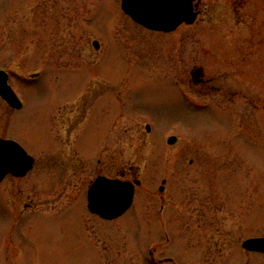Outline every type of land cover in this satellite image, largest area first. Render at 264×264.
<instances>
[{"label":"rangeland","instance_id":"374dc122","mask_svg":"<svg viewBox=\"0 0 264 264\" xmlns=\"http://www.w3.org/2000/svg\"><path fill=\"white\" fill-rule=\"evenodd\" d=\"M200 9L194 24L162 33L135 25L119 0H0V68L10 70L29 111L46 119L60 102L66 123L86 108L88 125L66 145L88 149L77 156L88 185L98 154L103 174L125 170L141 180L120 217L83 213L88 244L71 212L67 223L39 219L21 241L16 233L5 240V180L0 264H264V254L241 247L264 236V0H200ZM198 67L207 90L194 81ZM32 70L43 76L22 86ZM45 159L25 180L43 182L33 193L45 199L37 207L85 203L86 174L43 170ZM53 191L57 203L47 199Z\"/></svg>","mask_w":264,"mask_h":264},{"label":"flooded vegetation","instance_id":"af4514ba","mask_svg":"<svg viewBox=\"0 0 264 264\" xmlns=\"http://www.w3.org/2000/svg\"><path fill=\"white\" fill-rule=\"evenodd\" d=\"M181 26L182 25H180L179 27ZM4 70H6L8 73V83L14 90L17 98L15 97L14 101L11 103L5 101L0 96V138L12 140L20 144L26 155L29 156L31 159V166L23 175H15L13 173H8L0 181L1 185L5 180H7V182L4 184L5 190H7V192L3 194L8 218L7 229L5 231V240L9 242L14 241L13 234L16 233L17 235L15 237L20 238L21 241V238H24L28 233H31V231L36 230L34 228L37 227V221L39 219H54L57 221V223L60 220H63L67 223L69 213L71 212L72 220L78 226L77 231L81 233V235L86 241V244H88V229L84 223V220L86 218L83 213L86 210L88 212L87 190L92 180L99 175H104L110 178H120L123 180H134L139 177L136 174L129 176L127 174L130 173V171L125 172V170H120L115 176L103 174V168L107 165V163L104 159V156H102V154H98L97 157H95V162L96 164L101 165H98L99 173H97V175L91 181H89L88 185V166L86 165L87 163H83L84 161L82 158H77L78 155H80L81 157L84 155V158L85 154L86 156H88V149L86 148V146L84 148L81 142L79 143V147L83 151L69 149L66 145V142H69L70 140L77 141V139L79 138L78 131L82 133L85 127L88 125L87 109L85 108L80 121H78L77 117H75L70 118L69 122L67 120L66 123H64L60 120L61 103L56 102L49 111L48 117L46 119L41 118L38 114H35V112L29 111V108L24 101L22 92H19L12 84L13 81L11 79L12 75H10V70ZM56 71L58 74L60 73L59 69H56ZM42 76L43 73L40 70H32L29 73H25L22 76L23 80H21L22 86L33 80L35 81L41 78ZM193 78L195 83H198L203 89L207 90V86L209 85V79H205L202 70L193 72ZM180 82L184 83L185 81L184 79H182ZM180 87L183 90L185 89V87L183 86ZM209 89H216L215 91H219L222 89V87H214L213 85H211L209 86ZM115 96L119 97L118 95ZM68 113H71V110L70 112H66V114ZM42 128H45L46 132L44 138H42V136L35 137L33 132ZM28 144H30L31 146L29 147ZM40 158H46V166L43 167V170H46L51 166L56 169H59V167L63 165L65 169L69 168V171L72 172L75 176L86 174V176L84 177V182L82 183V185L87 184L84 194L85 203L80 200L79 204H67L64 208L61 209L58 207V209L53 208V210H51V213H46V211L41 207L38 208L37 205H39V202L43 204L45 199L35 201L33 193L36 185L39 186L43 182L37 181V178L36 180L30 182H25V180L32 171H35L36 168H42V165L39 161ZM163 180H165L166 182L165 178H163L162 181ZM60 184L61 183H59V185ZM65 186L66 184L63 183V188ZM137 187L138 185H136L135 187V195ZM164 190L165 188L161 191V193ZM1 193L2 190L0 188V194ZM59 195V191H53L52 195L47 199L48 201L51 200L52 203H57L59 200ZM166 200L167 199H165L163 195H160L161 204L159 206V212L163 213L164 207L167 204ZM133 204L134 200L130 207H132ZM54 207L56 206L54 205ZM34 208H36V211H34ZM27 210H29L30 212H27ZM33 211L36 213L32 214ZM162 213L157 212L154 216L160 219ZM18 222L21 225V228L19 227L20 229L17 228ZM15 251H18L16 246ZM152 254L153 252L150 251L149 258L151 260L153 259Z\"/></svg>","mask_w":264,"mask_h":264},{"label":"water","instance_id":"95a60500","mask_svg":"<svg viewBox=\"0 0 264 264\" xmlns=\"http://www.w3.org/2000/svg\"><path fill=\"white\" fill-rule=\"evenodd\" d=\"M194 0H121L122 10L135 22L152 30L172 31L179 24H192L198 15ZM95 48L98 43L93 42ZM0 95L8 102L14 101V93L7 84V74L0 70ZM148 129V127H147ZM171 136L168 143H174ZM31 166V159L19 144L0 139V181L8 172L23 175ZM140 184L139 180H134ZM134 183L98 176L88 188V208L106 219L121 215L131 204ZM162 190V186L160 187ZM244 249L264 252V237L245 239Z\"/></svg>","mask_w":264,"mask_h":264}]
</instances>
